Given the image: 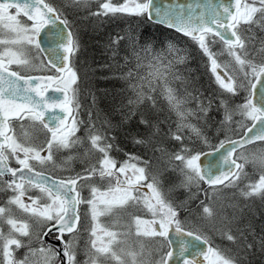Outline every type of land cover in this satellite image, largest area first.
<instances>
[{"label": "snow or ice", "instance_id": "6c2138e0", "mask_svg": "<svg viewBox=\"0 0 264 264\" xmlns=\"http://www.w3.org/2000/svg\"><path fill=\"white\" fill-rule=\"evenodd\" d=\"M72 3L87 5L88 0H72ZM100 7L103 15L129 13L147 16L149 20L154 16L156 22L175 29L197 44L199 50L210 61L211 73L223 92L235 95L238 87L249 91V96L242 104L237 105L236 109H229L227 102L221 101L225 109L222 124L231 122L235 111L238 110L246 121H251V126H242L243 135L238 139H225L219 142L214 151L217 153H220L221 149L224 151L220 153L215 163H209L208 171L204 170L201 162V156L206 154L194 152L187 147H182L180 152L170 155L168 162H179V171L183 176L181 186L198 187L204 182L213 189L237 186L245 175V165L251 163L257 166L262 174L257 182L247 185V188L242 190V195L245 197L259 195L264 198V151L253 153L251 156L241 152L234 157L238 148L243 149L256 141L264 142V87L257 89L256 83L248 79L251 76L257 83L264 85V62L257 65L247 59V47L251 39L247 33L253 26L264 29V0H220L219 3L204 6L199 12H193L191 5L187 10L183 5L161 7L156 0H125L120 5L105 0ZM41 33H46L49 43L53 45L47 50L41 46ZM119 39L122 38L117 37L114 43H118ZM218 41L223 45L221 54L226 52L231 57V63H234L242 73L243 79L248 81L247 84L238 85L236 78L228 74V65H221L218 62L217 54L210 48L211 44ZM0 46H2L0 178L9 174L11 176L5 183L7 189H11L14 195L7 203L15 205L22 212L35 218V223L40 227L35 240L39 247H33L29 223L11 215L6 216L10 208L0 206V264H29V258L37 256L38 253L42 264H55L60 252L45 244L43 240L45 236H52L62 243L60 251L66 264H77L75 234L79 230L81 217L78 209L81 204L87 206L85 215L90 217V236L93 237L89 241L84 264H101V261H112L115 264H170L174 257L177 264H180V261L182 264H201L198 256H202L208 264H236L234 257L218 248L209 246L207 251H203L202 245H208L209 241L195 231L185 229L177 210L165 199L158 176L149 177L147 161L142 162L144 166H140V158L130 156L118 167L117 161L109 155L112 145L103 143L105 139L103 136L93 134L91 130L85 139L76 136L81 121L77 119L78 90L73 86L77 84L78 76L71 67L70 56L78 51L79 45L76 37L68 30V20L62 19L56 8L46 3V0H0ZM32 49H35L36 55L31 54ZM45 51L50 53L46 63L39 55ZM141 51L150 52L151 45L142 46ZM181 51L169 43L168 53L173 59L165 62L166 58L156 55L147 65H144L139 54H136L135 69L130 68L125 76L127 80L134 81L129 87L132 88L135 99H130L129 104L151 100L152 97L148 93L159 89L169 107L179 117L178 130L190 128L197 137H201L200 130L187 121L197 112L206 114L212 101L209 99L207 105L203 101H198L196 110L183 108L185 99L178 95L170 83V79H181L172 71L175 64L184 63L186 59L179 54ZM145 68L146 72L141 75L140 70ZM222 68L224 75L218 71ZM37 70H54L56 74L47 76L21 74L22 71ZM52 92L62 94L63 99ZM257 92L260 100L259 103H254L252 97ZM56 109L60 110L59 113ZM14 122H20L19 136L16 134ZM44 130L48 138L42 145H35L34 133ZM173 138L181 142L183 140L178 134H174ZM85 141L90 147L84 150V157L87 158L95 151L100 153L102 158L95 164H88L83 172L57 180L50 179L45 173L36 170L37 165L61 167L62 165L57 163L56 153L76 148ZM203 142L208 143L206 138ZM136 143L145 141L138 139ZM74 158L68 156L65 162ZM13 159L19 167L10 166ZM133 160L137 162L132 163ZM212 169H216L219 174L215 175ZM93 179L106 181L108 187L101 190L94 184L87 183ZM78 185L89 188L90 198L81 195ZM29 188L38 189L42 194L29 198L31 204L24 200ZM130 202L142 204L152 214L151 220L135 217V235L138 238L153 240L160 238L159 251L162 255L159 259L152 258L153 252L146 249L143 244L139 245L138 250H125L120 247L124 243L120 239L123 234L100 227L101 216L110 215L114 209L124 208ZM203 214L206 218L214 216L213 209L208 205L203 206ZM4 223L10 226L7 237L3 233ZM98 231L103 233V236L98 235ZM172 232L178 237L176 241L171 238ZM65 235L69 239H64ZM221 235L229 242H237L238 237L233 234L230 227L222 228ZM18 237L28 239L25 241ZM103 237L108 239L105 241ZM240 238L246 239L243 233H240ZM246 247L250 248L252 245L247 244ZM20 248H26L27 251L23 259L17 260L15 250ZM186 254H191L190 258ZM61 264H65V261Z\"/></svg>", "mask_w": 264, "mask_h": 264}, {"label": "trees", "instance_id": "16d2710c", "mask_svg": "<svg viewBox=\"0 0 264 264\" xmlns=\"http://www.w3.org/2000/svg\"><path fill=\"white\" fill-rule=\"evenodd\" d=\"M46 1L57 9L61 17L68 20V26L78 41L79 48L73 54L71 64L78 76L75 88L78 90V114L80 116L77 114V118L81 117L84 122H89V124L94 122V125H92L94 130H91L93 134H100L105 138L103 143L113 145L109 151L110 155H115L118 160H123L125 155L139 156L150 163L152 171H154L155 165L167 176L169 171L166 169V158H169L170 155L180 152L181 148L186 147V145L194 146L193 148L199 152L207 149L199 144L186 143L183 140L181 142L173 138L174 134L180 135L181 129L178 130V121L175 117L173 118L168 102L164 98H158L150 92L151 100H144L142 103L137 104L136 108L128 109L126 107V110L123 109L122 102L127 97L132 99L133 94L128 84L129 81L127 82L115 76L116 73H122L120 69H126L131 61L133 51L130 48H132V41L135 40V44L138 40L143 43V40L146 42L145 38H147L148 43L153 44L151 47H155L154 51L151 48V52H156V46L162 42L165 34L171 36L173 33L172 36H175L176 39L178 37L187 38L171 29L149 21L146 16L129 13L94 15L95 4L92 0H88L87 5H75L81 7V10L75 7L74 11L67 9L57 0ZM123 2L125 0H112L114 5H120ZM83 13L87 16V22L80 25V17ZM125 27L128 30L132 29V33L138 32V37L133 38L134 40L132 39L131 43L127 40L128 37H132L130 36L132 33L128 36ZM117 37L122 39H119L118 43H114ZM132 45L135 48L133 43ZM190 55L195 58L189 64H186L184 67L187 68L183 70L185 72L187 69L192 68L187 72L190 76H183V81L180 80V87L182 85L187 86L186 83L190 82L191 90H188L187 87L182 89L195 97H199V89H204L208 93L212 92L215 87L211 73L205 67V62L203 63V60L194 51ZM262 62H264V58L260 57V63ZM145 90L147 91V89ZM245 92L244 88L238 87L237 97L242 100ZM226 102L228 101L226 100ZM155 107L159 109L157 111L153 110ZM86 123L83 129H87L86 131L89 132ZM206 130L208 132L210 128L205 129V132ZM86 131L83 132V137L88 134ZM221 133L215 137L220 136ZM76 136L82 138L79 132L76 133ZM222 137L225 138L220 136V138ZM138 139L144 140L145 143H136ZM85 142L87 144V141ZM258 145H264V142L249 147ZM164 156H166L165 159ZM259 170L257 173H259ZM155 174L160 175L159 173ZM53 175L61 177L64 174L54 171ZM164 183L167 184L166 178ZM34 190V192L39 193L38 189ZM202 194L203 196L205 194L204 185ZM231 199L236 200L232 205L239 207L240 211L238 218L229 222V225L226 224V226L232 229L233 234L238 239L236 243L227 241L228 244H232L230 250L225 248L221 242L219 243L225 251H228L235 258L236 264H264V246H262V241H264V198L257 195L245 199L235 196ZM226 200L230 201V199ZM204 202L205 198L202 199L201 197L200 205H190L187 207V211L191 208L193 213L197 212L205 219L206 217L201 211V204ZM220 203L221 200L217 204L211 202L210 205L215 207L217 211L216 206ZM229 215H231V211H223L215 220L218 221L211 223V225L223 222V218H228ZM211 218L214 219V217ZM198 225L204 224L199 223ZM77 233L75 235H78ZM240 233H243L246 239H241ZM213 241L215 243V239ZM224 242L226 243L225 240ZM247 244H251L252 247H246Z\"/></svg>", "mask_w": 264, "mask_h": 264}, {"label": "rangeland", "instance_id": "374dc122", "mask_svg": "<svg viewBox=\"0 0 264 264\" xmlns=\"http://www.w3.org/2000/svg\"><path fill=\"white\" fill-rule=\"evenodd\" d=\"M57 1L61 2V4L63 6H65L67 9H69L71 11H74L75 7H77V6H75L77 4L72 3V0H57ZM92 2L95 4V10L93 12L94 13L100 12L101 13L100 15H103L102 14L103 10L101 9L100 5L102 3H104L105 0H92ZM111 3H112V0H111ZM130 6H131V4H130ZM77 9L81 10V7H77ZM115 14H117V13H115ZM108 15H112V13H109ZM80 21H81L80 25H84V23L87 22V16L85 15V13H83L81 15ZM125 28H127V27H125ZM126 30H127V35L129 36L130 33H132V29L128 30V28H127V29H125V31ZM134 31H136V30H134ZM172 35H173V33L171 34V36L166 35V34L164 35L162 42L160 44H157V46H156V49H157L156 52L150 51L148 53H145V52L141 51V47L146 45V44H150V43H148L147 38H145L146 42L143 40V43H141L138 40L137 44H135V42H134L135 40L133 38L138 37V32L132 33L130 35L132 37H128V40H127V42H130V43H131L132 39L134 40V41H132V43L134 44L135 48H133L132 43H131L132 48H130L131 51H133L131 53V55H132L131 61L128 63V67L126 69L125 68L120 69V70H122V73H116L115 76L117 78L124 79L127 82L129 81L125 78V76H126V73L128 72V70L130 68L135 69L134 64L135 63L137 64V55L136 54L138 52H139L138 54L140 56L141 62L144 65H147L149 63V61L152 59V57L156 56V55H159L162 58H166L165 62H167V60H169V59H173V56L169 55V53H168V44L171 43V44L175 45V47L177 49L182 50L179 54L181 56H185L186 59H185L184 63L175 64L173 66L172 71H174L176 73V75H178L181 79L178 80L179 81L178 83H177V80H171L170 79V83H171V86L174 89H176L178 95L185 99L186 103L183 105V108L196 110L198 108V101H203L205 105H207L209 99H211V101H212L211 107L208 109L206 114L197 112L196 115L189 117V119L187 121L188 123L195 125L200 130L201 137H197V135L194 132H192V130L190 128H186V127L181 129L180 135L183 137V141L186 143L189 142V143L199 144L201 147H206L207 149L215 147L221 140L231 138L234 135H237L238 133H240V131L243 129L242 126H245L249 122V121H246L245 118L240 115L238 110H236L235 114L233 115V120L229 123L222 124L221 122L224 120L225 109L222 106L221 101L222 100L224 101L226 99L228 101L227 104H228L229 109H236L237 105L242 104L245 101V98L249 96V91L246 90V92L244 93V98L242 100L239 97H237V93L235 95H233L230 93L223 92V90H221L219 85L215 82V76L211 73L210 61L208 60V58L205 55H203L201 50H199L197 44L190 39H183V38H179V37L176 39L175 36H172ZM247 35L249 37H251V39L249 40V43H248V47H247V53H248L247 59L252 60L254 63H256L258 65V64H260V57L264 58V29H261L257 26L256 27L253 26L251 31L248 32ZM163 41H164V43H163ZM140 43H141V45H140ZM150 45H153V44H150ZM154 45H156V44H154ZM151 48H153V47H151ZM210 48L214 53L217 54V60L221 65H228L227 72L229 75H232L236 78L238 85L243 83V81L245 84L248 83V81L243 79L242 73H240L238 71V69L234 65V63H231V57H229L226 52H223V54H221L223 51L222 43H220L218 41L215 44H211ZM154 49H155V47L152 49V51H154ZM0 50H2V46H0ZM193 51L198 54L197 56H199L203 60V63L205 62L206 66L205 65L204 66L209 69L211 76H212V82H213V85L215 87L213 89V91L209 92V93L206 92L204 89H199L198 90L199 97H196L197 99H192V97H195V96H193V95L191 96L190 93H188L187 91H184L182 89V88L187 87L188 90H191L192 88L189 86L191 84L190 82L186 83L187 86L182 85L180 87V80L183 81L182 80L183 76L186 77L187 75H189V74H187V72L192 69V68H189L185 72L183 71L184 69L187 68L184 66L186 64H189L191 62V60H194L195 57L190 55V53H192ZM31 54L32 55L37 54L35 49L31 50ZM39 55L41 56V58H43L41 54H39ZM13 69L15 70V66H13ZM218 71H220L221 75H224V69L223 68L219 69ZM140 72H141V75H143L146 72V68L141 69ZM32 73L48 74V73H51V70H45V71L37 70V71H32V72H26V71L21 72V74H32ZM248 79L252 81L253 77L249 76ZM132 82H134V81H129L128 84H130ZM75 86L76 85H74L73 87H75ZM131 91L133 94V98L135 99V95H134L132 88H131ZM151 93L154 94L155 96H157L158 98H164V96L161 94L159 89H157L156 92H151ZM148 94L150 95V92ZM133 98L131 100H134ZM129 100L130 99L128 97L126 99H124V101L122 102V108L123 109L126 110V107L128 109L137 107V104H129ZM157 109H159V108L158 107L153 108V110H155V111H157ZM170 111L172 113L173 118L175 117L176 120L178 121V124H179L180 120H179V117L177 116V113L172 109ZM78 115L80 116V114H78ZM77 119L79 121H81V123H82V124L80 123L78 125V127H79L78 132L82 136L81 139H84V137L86 138V136L89 134V132L86 131L87 129H83V126L86 122H84L81 119V117H78ZM174 124H175V122H174ZM14 125H15V129H16V134H17V136H19L21 133L20 122H15ZM81 125H82V128H81ZM86 125H87L89 130H94L93 126H92V125H94V122L93 123L91 122L90 124H89V122H87ZM26 127H27V124H26ZM207 128H210V130H208V132L206 130V132H205V129H207ZM84 131H86L88 134L83 137ZM91 132L93 133V131H91ZM212 132H214V133H212ZM220 133H221L220 136H224L225 138L222 137L223 138L222 139V138H220V136L215 137L216 135H219ZM77 137H80V136H77ZM47 138H48V134L46 133V130L34 133L33 143L37 146L42 145ZM204 138L207 139V141H208L207 144H205L203 142ZM88 147H90V145L88 143L86 144V142H85L83 145H79L76 148H73L71 150H64L60 153H56L57 163L62 165L61 167H53L51 165H48V166L37 165L36 169L37 170H43V171H46V172H49L52 174L54 173V171L56 173L61 172L62 174H64L61 177L66 178V179L69 177L75 176L77 173L83 172V169L88 164H95L99 159L102 158V155L98 152H95V151L91 152L89 154V156L87 158H85L84 157V150ZM186 147L193 150L194 152L198 151L197 149L193 148L194 146L186 145ZM261 151H264V145L247 147L245 149L238 151L236 156H238L241 152H245L246 154L251 156V154L259 153ZM109 155H110V153H109ZM68 156H73L75 158L72 160H67V162H65L66 157H68ZM110 156L117 161L118 167L121 163L128 160L130 156L139 157V156H134V155H125L123 160H118V158L115 155L114 156L110 155ZM139 158H140V162H141L140 166H144V164L142 162L147 161V160H145L141 157H139ZM165 158H166V156H164V159ZM166 159H167L166 160L167 161L166 169H167V171H169L170 176L169 175L166 176L165 172L158 169L155 165H154V171L155 172L152 171V167H150V163L148 161H147L148 162L147 172H148L149 177H151L153 175H157L155 173H159L161 175V176L157 175L158 179L160 180V188H161L162 192L164 193L165 199L169 203H171L172 206L177 210V212L179 214V218L182 221V223L191 224L192 222H194L197 224L201 223V224H204L206 226V224L203 221L204 218H202V216L199 213H197V212L193 213V209H191V208L187 211V207H189L190 205L191 206L200 205L201 197H202V199L205 198V202L203 204H201V206H202L201 211L203 212V206L204 205H208L213 209L214 219H213L212 223H216L218 221V220L217 221H215V220H216V218L219 217V214L222 213L223 211H231V215H229L228 218H226V217L223 218L224 219L223 222H218L219 224L217 223V224H214L213 226L211 225V227L213 229H211L209 227L211 230V233H212V234H210L209 237L211 238V241H212V238L215 239V243H216V245H214L215 248H218L222 251H225L223 246L227 249L232 248L231 247L232 244H230V243L228 244L227 240L224 239L221 235V229L224 228L226 226V224L229 225V222L235 221L238 218V214L240 211L239 207H237V206L234 207L232 205V203L234 204V202H236V200L231 199V198L235 197V196H239L243 199L246 198L244 195H242V190L246 189L247 185H249L251 183H255L258 181L259 176L262 174L260 170H259V173H257L259 168L257 166H254L253 164L249 163V164L245 165V169H244L245 175L242 176V178L239 181V183L237 184V186H235V187H218L216 189L210 188V189H207L205 191V194L203 196L202 192H203L204 183L201 182L198 187L196 185H192L190 187L181 186V181L183 180V176L181 175V173L179 171V162L169 163L168 158H166ZM131 162L136 163L137 161L133 160ZM11 164L14 167H16L18 165V164H16L14 159L11 160ZM165 178H166L167 184L164 183ZM5 182L6 181L4 179L0 178V206L5 207V208H10V212L6 213V216L11 215L18 220H23V221H26L29 223V225L31 226L30 230L32 232V240L34 241L33 247H39V244L35 242L36 233L40 232L39 225H37L35 223V218H33V217L29 216L28 214L22 212L15 205H9L7 203L9 198L12 195H14V193L12 192L11 189H7ZM87 183L94 184L95 186L101 188V190H104L108 187V184L106 181H101L99 179H93ZM79 189L82 191L81 195L84 198H90V192H89L88 187H80L79 186ZM34 191H35L34 188H29L26 191V194L24 197V200L26 203L31 204V199H29V198H35L37 196H42V194L40 192L36 193ZM142 191H146V190L142 189ZM226 199H230V201H227ZM220 200H221V203L218 206H216L217 207V211H216L215 207H212L210 205V203L213 202V203L217 204V202ZM43 202L44 201L42 200L41 203H43ZM134 206L138 207V204H135ZM135 210L137 212L140 211V209H135ZM181 210H182V212H181ZM81 211H82V217H83L82 224H84V228H83V232L80 233V235L78 234L75 236V244H76L77 255H78V248L84 247L85 260H86L87 259L86 251H87V248L89 245V241H90V239H93V237L90 236V227H91L90 217L85 215V213L87 212V206L84 204H81ZM146 211H147V209L144 208V209H142L141 212H146ZM118 212H119V209L116 208V209H114L112 214L106 215V216H101L99 218L100 227L105 228L109 231L116 232V230L113 229L114 227H112V225H102V223L103 222L111 223L112 220L109 218H112V216L118 215ZM16 214H18V216H16ZM128 215L129 214L126 213L122 216L123 222L127 218ZM104 217H106V219ZM185 226H187V225H185ZM2 228H3V233H4L5 237H7L8 233H9L10 226H8L6 223H4L2 225ZM98 235L103 236V233L98 231ZM18 238H21L25 241H27V239H28V238H23V237H18ZM103 238L105 241L108 239L107 237H103ZM77 239H78V241H77ZM224 240L226 241V243L224 242ZM127 241H130L129 242V244H130L129 248L130 249L132 248V250H138L139 245H141V243L136 244V241L131 239V238H128ZM82 242H83V246H82ZM212 242L214 243V241H212ZM219 242H221L223 244V246ZM148 250L153 252L152 258L159 259V256H157V254H156L157 248L151 247V248H148ZM26 251H27L26 248L16 249L15 250V258L17 260L23 259ZM225 252H226V254L232 256L228 251H225ZM80 255H82V252H80ZM110 262L111 261H109V263ZM56 263H57V258L55 260V264ZM29 264H42L40 254L38 253L37 256L30 257L29 258Z\"/></svg>", "mask_w": 264, "mask_h": 264}, {"label": "water", "instance_id": "95a60500", "mask_svg": "<svg viewBox=\"0 0 264 264\" xmlns=\"http://www.w3.org/2000/svg\"><path fill=\"white\" fill-rule=\"evenodd\" d=\"M219 2H220V0H156V3L159 6H161V7L166 6V5H183L185 7V9L187 10L188 9V6L191 5L192 6V9L191 10L193 12H199V11L202 10V8L204 6L210 5V4H216V3H219ZM146 18H147V16H146ZM149 21H151L153 23H156V24H159V25H162V26L168 28L166 25H163V24H160V23L156 22L154 16H153V19L152 20H149ZM61 27H63V25H61ZM168 29H172V28H168ZM68 30L71 31V29L69 27H68ZM172 30L176 31L175 29H172ZM178 33H180V32H178ZM180 34H182V33H180ZM41 39H42L41 46L43 48H45L46 50L49 47H52L53 46V45H51L49 43L46 33H41ZM41 55H42L43 59H45V63H46L47 62V57L50 55V53H48L47 51H45L44 53H41ZM71 59H72V56H70V64H71ZM26 75L47 76V75H52V74H39L38 73V74H26ZM252 83H256L257 89H260L261 87H264V85H261V84L257 83L254 78H253ZM49 91L51 92V89ZM52 94L55 95V96L60 97V99H63V96L60 93L52 92ZM252 99H253V102L254 103H259L260 97H259L258 92H257V94L255 96L252 97ZM56 111L59 113L60 110L59 109H56ZM70 118L71 117H69V121H70ZM250 126H251V122L246 127H250ZM243 131H244V129L237 136H235L233 138H230V139H238L241 135H243ZM258 142H260V141H256V142H254L252 144H255V143H258ZM249 145H251V144H248L245 147H247ZM226 147H227V145H226ZM214 148L207 149V150L202 151L203 153L206 154V155H202L201 156L202 167L204 168L205 171H208L209 170L208 169L209 163L210 162L215 163L216 160L219 158L220 153H222L224 151L223 149H221L220 150V153H217V152L214 151ZM239 150H241V148H238L237 149V151H239ZM235 155H236V153L234 154V157H235ZM222 170H225V169H222ZM37 171H39V170H37ZM212 171H213V173L215 175H218L219 174V172L216 169H212ZM41 172H43V171H41ZM43 173H45V175L47 177H49L50 179L51 178H55L57 180L64 179V178L55 177V176H53V175H51V174H49L47 172H43ZM3 178L8 181V180L11 179V176L9 174V175H5ZM207 187H210V186L207 183H204V188H207ZM171 238H172L173 241H176L178 239V237L176 236L175 232H172L171 233ZM43 240H44V242H45L46 245H51L55 250H57V251L60 252V256L57 257L58 258V262L56 264H61L62 261H65V264H66V260H65V258H63L62 251H60L62 249V243L60 241L56 240V239H53L52 236H45V237H43ZM202 247H203V251H207V248L209 247V244L208 245H202ZM173 250H175V244L173 245ZM186 255H189V258L191 256V254H186ZM197 259L201 262V264H207V261L203 260V257L202 256H198ZM170 264H177V261H176V258L175 257L173 258L172 261H170ZM180 264H182V261H180Z\"/></svg>", "mask_w": 264, "mask_h": 264}, {"label": "flooded vegetation", "instance_id": "af4514ba", "mask_svg": "<svg viewBox=\"0 0 264 264\" xmlns=\"http://www.w3.org/2000/svg\"><path fill=\"white\" fill-rule=\"evenodd\" d=\"M14 127H15V125H14ZM15 131H16V129H15ZM10 166L14 167V166H12L11 161H10ZM18 166L19 165H17L16 167H18ZM41 171H43V170H41ZM78 189H79V185H78ZM144 190H146V189H144ZM134 205H135V203L130 202L124 208H118L119 209L118 215H115V216H112V218H109L112 220V222L111 223H108V222L102 223L101 222L102 225H112V227H114L113 229H115L117 233L123 234V235H121L120 239L122 241H124V243H122L120 245V247H123L125 250H132V248L131 249L129 248V245H130L129 241H127L128 238H131V239L136 241V244L137 243L143 244L146 249L151 248V247L157 248V252H156L157 256L162 255V252L159 251L161 248L160 238H156L153 240V239H149V238H145V237H139L138 238L135 235V231H136L135 217L139 216L141 219H144V220H151V219H153V217H152V214L148 211L141 212L142 209H144L142 207L143 206L142 204H138V207H135ZM135 209H140V211L137 212ZM126 213L129 215L127 216V218L123 222L122 216ZM79 214H80L81 219H80V224L78 226L79 227V230H78L79 233H77V234L80 235V233L83 232V228H84V224H82L83 217H82L81 205L79 206ZM104 218L106 219V217H104ZM203 221L206 224V226L205 225H198L197 223H194V222H192L191 224L183 223L184 224L183 226L185 227V229L193 230L197 234L202 235L203 237L207 238V240L209 241V246H212L215 248L214 243L212 242L213 238L211 241V238L209 237L210 234H212L210 228L213 229L211 227V223H212L213 219L212 218H205ZM185 225H187V226H185ZM67 238H69V237L67 235H65L64 239H67ZM82 246H83V242H82ZM165 248H166V246H165ZM80 252H82V255H80ZM84 261H85L84 247L83 248L79 247L78 248V255H77V264H83ZM108 263H109V261H101V264H108ZM109 264H115V262L113 263L111 261ZM207 264H208V262H207Z\"/></svg>", "mask_w": 264, "mask_h": 264}, {"label": "bare ground", "instance_id": "6f19581e", "mask_svg": "<svg viewBox=\"0 0 264 264\" xmlns=\"http://www.w3.org/2000/svg\"><path fill=\"white\" fill-rule=\"evenodd\" d=\"M63 18V17H62ZM166 28V27H165ZM162 99V98H161ZM231 138H233V137H231ZM228 139H230V138H228ZM113 146V145H112ZM210 149V148H209ZM207 150V149H206ZM239 162H241V161H239ZM88 163V162H87ZM86 164V163H85ZM51 174V173H50ZM53 175V174H52ZM64 179H66V178H64ZM210 188H212V187H207V188H204V191H206L207 189H210ZM130 242V241H129Z\"/></svg>", "mask_w": 264, "mask_h": 264}]
</instances>
